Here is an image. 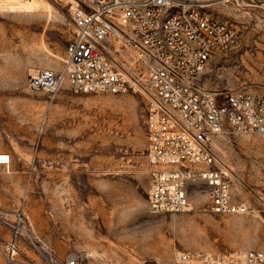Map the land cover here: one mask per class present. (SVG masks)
Listing matches in <instances>:
<instances>
[{"label": "rangeland", "instance_id": "374dc122", "mask_svg": "<svg viewBox=\"0 0 264 264\" xmlns=\"http://www.w3.org/2000/svg\"><path fill=\"white\" fill-rule=\"evenodd\" d=\"M176 2L239 30L206 67L207 88L264 97V0ZM73 32L71 0H0V155L11 158L0 164V264H176L181 250L264 249L263 138L227 128L215 142L250 213H213L205 190L191 212L151 213L144 96L75 93L67 80L54 98L29 87L37 69H61Z\"/></svg>", "mask_w": 264, "mask_h": 264}, {"label": "built area", "instance_id": "2783aa9c", "mask_svg": "<svg viewBox=\"0 0 264 264\" xmlns=\"http://www.w3.org/2000/svg\"><path fill=\"white\" fill-rule=\"evenodd\" d=\"M71 13L74 32L61 69H37L29 87L53 98L65 80L75 93L142 94L150 212H191L192 195L205 190L213 213H250L215 142L227 128L264 140V97L243 88L210 90L202 79L209 62L238 43V28L176 0H71ZM123 43L135 49L132 57L118 55ZM10 159L1 154L0 164ZM175 261L264 264V249L181 250Z\"/></svg>", "mask_w": 264, "mask_h": 264}, {"label": "crops", "instance_id": "0c3cea01", "mask_svg": "<svg viewBox=\"0 0 264 264\" xmlns=\"http://www.w3.org/2000/svg\"><path fill=\"white\" fill-rule=\"evenodd\" d=\"M222 21V20H221ZM225 22V21H224ZM227 23V22H226Z\"/></svg>", "mask_w": 264, "mask_h": 264}, {"label": "bare ground", "instance_id": "6f19581e", "mask_svg": "<svg viewBox=\"0 0 264 264\" xmlns=\"http://www.w3.org/2000/svg\"><path fill=\"white\" fill-rule=\"evenodd\" d=\"M1 156V155H0ZM4 158V157H3Z\"/></svg>", "mask_w": 264, "mask_h": 264}]
</instances>
